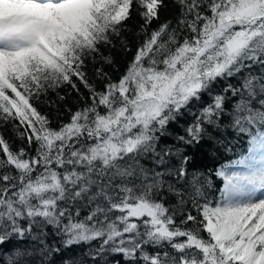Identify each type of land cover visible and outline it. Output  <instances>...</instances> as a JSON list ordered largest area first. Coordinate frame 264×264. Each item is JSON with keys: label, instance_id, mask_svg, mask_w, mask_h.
Here are the masks:
<instances>
[{"label": "snow or ice", "instance_id": "1", "mask_svg": "<svg viewBox=\"0 0 264 264\" xmlns=\"http://www.w3.org/2000/svg\"><path fill=\"white\" fill-rule=\"evenodd\" d=\"M56 256L264 264V0H0V264Z\"/></svg>", "mask_w": 264, "mask_h": 264}, {"label": "trees", "instance_id": "2", "mask_svg": "<svg viewBox=\"0 0 264 264\" xmlns=\"http://www.w3.org/2000/svg\"><path fill=\"white\" fill-rule=\"evenodd\" d=\"M172 15H175V9L170 7L167 12L162 13V18L164 16L171 17ZM137 23H138V18L134 16L133 19L129 21V27L133 31H135V27H136ZM130 39H132L131 36H130ZM134 42L135 41L133 39V43ZM113 55L118 60L119 64L121 66H123V63L126 59L125 54L117 51V52H114ZM128 55L130 56L131 54L129 53ZM69 92H71L70 88H65L62 90V93H69ZM76 99L77 98H76L75 93L68 95L67 100L65 102H62L61 111H63V105L64 104H66L68 107H74V101ZM205 100H207V97H205ZM40 107H41V110L44 112L50 111V109L47 108L43 104H41ZM53 115H55V113H53ZM65 115H66V113H65ZM190 119H191V117L186 115L184 117V119L181 120V124H184L185 122L190 121ZM173 130L179 131V129L175 128V126H174ZM6 135H10V133L6 132ZM168 142H171V140H169ZM16 143H19V141H16ZM235 151H237V149H234L233 152H226L222 148L217 151L216 149L212 148L208 144L201 145L199 148L190 150V152L193 156L192 166L207 173L209 170H214L215 168L219 167L221 164L227 163L229 160L234 159L235 158V155H234ZM219 187H221V181L214 178V189L210 190V198H211V194H214L217 197L219 196V191L216 190ZM81 251L82 250L80 248H73L72 250L65 252L63 258L67 259V258H70L74 255H79L81 253ZM55 259H56V264H62L61 257L56 256Z\"/></svg>", "mask_w": 264, "mask_h": 264}]
</instances>
